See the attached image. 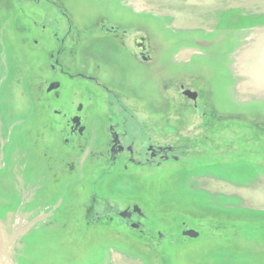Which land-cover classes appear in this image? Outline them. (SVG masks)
Here are the masks:
<instances>
[{
	"label": "rangeland",
	"instance_id": "374dc122",
	"mask_svg": "<svg viewBox=\"0 0 264 264\" xmlns=\"http://www.w3.org/2000/svg\"><path fill=\"white\" fill-rule=\"evenodd\" d=\"M109 25L132 57L114 56ZM92 68L114 80L117 106L69 79ZM72 115L93 138L117 123L127 142L145 136L177 160L113 163L90 155L86 136L68 148ZM134 206L141 215L119 214ZM121 256L264 264V0H0V264Z\"/></svg>",
	"mask_w": 264,
	"mask_h": 264
},
{
	"label": "flooded vegetation",
	"instance_id": "af4514ba",
	"mask_svg": "<svg viewBox=\"0 0 264 264\" xmlns=\"http://www.w3.org/2000/svg\"><path fill=\"white\" fill-rule=\"evenodd\" d=\"M64 17L65 14L61 13ZM109 29H105L109 34L111 35V41L118 46V50L116 54H114L115 57L118 58L120 57V61H123V56L124 53L129 56H131V53L129 52V49H127V46L125 45V35L126 31L118 26L115 25H109ZM141 35H137L133 39V46L134 50L137 51L136 49V44L135 40ZM143 37V36H142ZM61 43H64L63 41ZM134 54H138L140 61L144 64H148L150 61V57L148 56L147 52V47H146V38L144 37V52L140 53L137 51ZM59 56V53H57ZM133 59V58H132ZM136 59V58H135ZM134 60V59H133ZM135 61V60H134ZM136 62V61H135ZM139 62V63H141ZM139 64L138 62H136ZM56 65H58V61H56ZM140 65V64H139ZM96 68H92L91 70L93 71L92 73H86L82 69L78 73L69 74V79L71 80H81L82 82H86L89 84L93 89L105 92L112 98L110 102H112L115 106L118 104V100L116 99L118 97L117 93H115V84L114 80H110L109 77H105L106 79H109L108 81L103 78L99 77ZM126 72H131V71H126ZM94 73V74H93ZM66 74L65 71L63 70L62 75ZM130 74H126L127 77H129ZM66 77V76H64ZM61 88V83L59 81H53L50 82L48 89H47V94L53 93V96L55 98H59L60 96V91L59 89ZM180 91L182 93V96L185 98H188L184 93L185 92H191L195 93L190 88H186L184 85L180 86ZM84 95V93H83ZM81 94V97H83ZM87 96V94L85 95ZM123 96H125L123 92ZM195 96L197 94L195 93ZM90 99H92V96H88ZM190 99V98H188ZM91 101V100H90ZM82 110V105L79 104L76 108L77 112H81ZM66 123V129H67V134H66V140L65 143L68 148H71L74 142H77L80 140L83 136L89 137V140L86 143V147H89V153L90 155L94 154L97 155L96 157L99 159H108L113 163H116V161L119 159L126 161L129 165H134L138 167H145L146 165H156L159 167L161 165V162L168 160L170 157L174 158L173 160H177V158L173 157V150L171 147H162L161 144H154V143H149L148 146L146 145V138L145 136H142L144 140L137 144L136 138L131 139V141L127 142L126 141V136L124 133L119 132L117 129V123L115 125H110L107 130V137H104L103 135L93 138L92 137V131L88 129L86 122L82 120V118L78 115H72L69 119L65 121ZM123 134V135H122ZM144 135V133H142ZM94 145V150H90L93 148ZM86 149V148H85ZM77 150L80 152L78 154L83 155L84 148L82 149L81 146H77ZM154 162V163H153ZM124 169H127V165L124 166ZM121 215V213H119ZM133 214L141 215L140 213H134L130 212L127 210L126 213H124V217L126 218H131ZM129 215V217H128Z\"/></svg>",
	"mask_w": 264,
	"mask_h": 264
},
{
	"label": "water",
	"instance_id": "95a60500",
	"mask_svg": "<svg viewBox=\"0 0 264 264\" xmlns=\"http://www.w3.org/2000/svg\"><path fill=\"white\" fill-rule=\"evenodd\" d=\"M135 44H136V49L137 51H139L140 53L144 52V37L139 36L136 40H135ZM186 96H188V98H190L191 100H194L196 98L195 93H191V92H185L184 93ZM132 211L134 213H140V210L137 206H134ZM127 211H125L124 213H126ZM124 213L121 214L122 217H124ZM129 217V215H128ZM184 236H188L190 238H196L197 234L193 231H187V232H183Z\"/></svg>",
	"mask_w": 264,
	"mask_h": 264
},
{
	"label": "crops",
	"instance_id": "0c3cea01",
	"mask_svg": "<svg viewBox=\"0 0 264 264\" xmlns=\"http://www.w3.org/2000/svg\"><path fill=\"white\" fill-rule=\"evenodd\" d=\"M119 261H120V264H124L125 261H127V260L123 256H121V260L119 259ZM112 264H114V263L112 262Z\"/></svg>",
	"mask_w": 264,
	"mask_h": 264
}]
</instances>
